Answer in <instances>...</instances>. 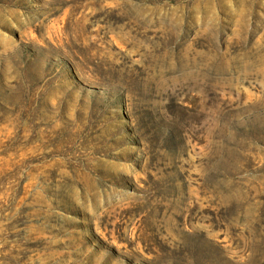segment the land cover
<instances>
[{
    "label": "rangeland",
    "instance_id": "rangeland-1",
    "mask_svg": "<svg viewBox=\"0 0 264 264\" xmlns=\"http://www.w3.org/2000/svg\"><path fill=\"white\" fill-rule=\"evenodd\" d=\"M0 264H264V0H0Z\"/></svg>",
    "mask_w": 264,
    "mask_h": 264
}]
</instances>
